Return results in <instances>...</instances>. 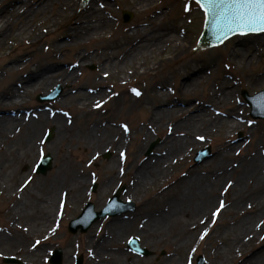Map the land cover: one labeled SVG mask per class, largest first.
I'll list each match as a JSON object with an SVG mask.
<instances>
[{
    "label": "rangeland",
    "instance_id": "374dc122",
    "mask_svg": "<svg viewBox=\"0 0 264 264\" xmlns=\"http://www.w3.org/2000/svg\"><path fill=\"white\" fill-rule=\"evenodd\" d=\"M102 1L107 2V13L105 15L110 22V26L103 31L98 39L83 44L72 46L69 38L66 37L68 27L74 23L71 22L72 17L70 16H65L58 19V21L53 19L51 25L47 22H40L38 19L37 27L43 31L36 41H31V39L24 36L19 38L13 36L12 32L14 33L16 28H11L9 23L7 25L6 29L12 32H10L9 38H5L4 44H2L3 47H0V90L2 92L7 89L10 91L18 86L16 83H20V80L27 78L31 70L27 68L25 71L18 73L13 70L7 71V68L15 63L12 58L20 59V64H26L27 62V64L38 65L43 61L41 64L47 66L51 64L50 66L57 69L56 71L64 70L63 72H67L70 71L69 67H71L72 70H76V73L68 83L61 86L62 94L58 98H65L66 104L60 107L55 104L57 100L48 101L49 116L51 113H61L64 120L63 125L60 126L52 122V114L49 117V125L40 126L37 134L33 137L39 145L35 144L31 152L27 144L24 143L27 139L24 127L20 131H16L15 138L10 141L11 144L8 142L1 144L7 148L12 145L13 154L7 158L4 168L0 169V232H4L8 237V241L0 243V264H11L3 262L4 257H14L19 260L20 264H49V259L55 250L62 251V264H75L78 258H81V264H92L91 252L87 251L88 242L92 238L96 240L101 237L103 231H99V228L103 227L105 221L103 219L98 220L92 225V229L89 228L90 230L88 229L85 232H80V229L75 227V230L70 233L68 225L71 220H75L82 213L87 203L92 204L94 210L102 209L118 187L123 188V192L119 197L120 200L131 201L134 204V210L118 215L119 217L122 215L130 216L132 225L117 241L121 242L124 251H128L132 256L139 257L132 262L133 257L129 256L130 259H127L125 264H143V261L144 264H163L162 262L170 255V248L166 247V242H162L158 237H145L139 229L150 216L166 209L167 204L175 196L176 186L185 179L183 175L191 172L192 167L208 170L210 173H206V179L212 177V180L216 182L214 188L216 192L213 196H210L213 201L208 206V210L212 206L214 208L215 206L216 208L219 207L220 200L225 202L223 212L217 216V221H212V212L208 214L207 220L210 223H206L207 235L204 240L199 239L200 233L196 237L197 243H194L195 240L193 243L191 241L186 247V251H188L186 253L190 255L192 261L197 255H201L205 263L210 264V258H213L212 252L216 250V247L218 245L223 247L232 241L230 240L232 237L226 240L225 237L219 238V234L222 233L224 227L235 226L241 221L242 217L252 213L253 208L248 205H254V201L248 197L249 191L247 192L246 188H242L240 191L241 205L247 206L234 210L230 205L232 203L231 192L233 187L230 188L231 186L228 184L227 187L225 186L228 190L225 191L224 183L214 180V176L221 174V170L234 169L241 172L250 160L257 158L259 160L258 172L264 180V119L254 118V114L246 104L243 96V92H245L247 96L253 98L257 93L264 90V82L255 80L264 77V44L262 41L260 43L256 41L257 35H237L232 36L219 48L197 51L194 46L195 40L201 31L200 21L203 15L193 1L154 0V3H157L156 7L143 11L138 10L137 0ZM17 2L19 0H1V6L15 5ZM77 2L81 5L80 0ZM93 2L97 4V0ZM185 3L189 4L190 11L188 12L183 11ZM79 5L75 4L76 9L79 8ZM53 10L55 11L56 7ZM50 12L51 7L49 8ZM123 12L132 14L127 22L123 21ZM164 29L165 32L168 31L178 36L179 46L157 47L158 49L156 48L150 52L145 51L141 56L138 55L137 58L133 59V62L127 60L124 66L120 64L119 60L122 56H129L126 53L130 44H134L143 37H149L150 34L158 33ZM136 30H138V34L135 33ZM261 36L264 37V33ZM55 42H64L68 45L56 56L55 54L52 55L54 50L51 48ZM153 42L151 39L149 44ZM137 45L138 43L135 47ZM235 50L237 54L233 55L232 52ZM78 54L80 55L76 56ZM243 55H246L243 68H238L239 66L235 60ZM250 57L252 62L248 63ZM229 59L234 61L233 68L227 63ZM225 65H228V67H225ZM105 73L108 74L107 77H105ZM201 76H203L202 80ZM225 76L231 79L229 88H222L223 85H218ZM192 78H197L198 83L200 80L201 82L195 90L184 94L183 91L185 90L180 85L187 84ZM121 81L127 82L123 84ZM131 88L139 90L141 95L139 97L135 96L130 91ZM90 89L93 92L99 91L100 97L87 100L91 96L89 94L91 93ZM214 89L219 94L223 89H234L236 99L232 102L226 100L225 104L220 105L214 103V101L209 102V95ZM52 90H54V87L51 88ZM41 92H44L43 89H39L34 93L21 94V103L24 107H27V110L33 112L38 103H47L36 101V96ZM261 99H264V96H261ZM97 101H105V103L102 107L94 109L93 105ZM158 103H162V105L155 107ZM193 104L196 107H202L206 111L213 112L216 117L226 119L227 115H221V113H224L230 114L234 120H237L241 116L243 118L242 124L229 130H227V127L212 129L209 126L203 130H195L192 132L194 142L189 145L190 148L188 146L185 149L179 148L178 151L172 153L173 155H170L174 159L171 166L165 169L166 176H160L156 182H147L137 192H133L132 188L136 179L135 172L149 164L160 154L164 155L168 144L161 145L169 131L174 130L173 127H175L172 117L158 120L155 111L174 105L186 108ZM240 107L243 109L239 111L238 108ZM57 109L62 111H56ZM152 110H155L153 114ZM65 113L68 115H65ZM179 119L177 125L182 122V119ZM248 121L252 123L249 124ZM123 123L128 126V137L120 127ZM56 127H59V129L56 130ZM50 129H52L54 137L49 141H45L46 132ZM90 130H93V135L99 138L97 139L99 141L105 137L102 136V131L108 132V136L106 135L104 139L125 136V145L120 146L114 143L115 145L107 146V141L101 143L88 142L87 139L82 137ZM178 132H176L178 136L186 134L183 131ZM197 135L205 139L198 140ZM156 140H159L160 143L157 147L156 145L153 147L152 154L146 155L147 148L152 141ZM176 145H179L178 141ZM225 145H231L232 151H227ZM206 146L210 147L212 156L202 163H195L193 158L196 152ZM117 147L124 148L126 154L123 160L120 161V158H118L113 165L109 162V158L117 155L115 152ZM106 151L109 152V157L102 158V154ZM225 152H229L230 157L221 160V156ZM46 154L51 157V169L45 174L33 173L32 166L35 157L38 160L40 156ZM177 155H181V158L178 159ZM94 156L96 157L95 160L92 159ZM89 161H92L91 164H89ZM7 164L8 166H6ZM121 169H123L122 172ZM59 171L86 177V184L80 190L81 197L75 200L77 198L76 191L71 192V195L68 193L64 207L62 209L57 208L58 215L55 216V220H51L41 232L31 235L26 241L23 239L22 234L20 235L17 232L19 228L14 229L13 233H8L6 228L9 221L16 222V220H10V217H13L11 213H13L14 206L17 203L23 205L21 201L25 198L28 199L25 194L33 184H36V182L43 183V179H51ZM27 172L31 173L27 177L30 181L29 187L27 186L26 191L18 192L20 190L17 191L16 188L21 186V180ZM110 174L118 175V177L114 178L110 185H107L111 177ZM237 174L235 173L232 178L235 179ZM227 178L229 179V177ZM91 181L97 182L94 191H92ZM44 183H47V181H44ZM13 193H16L15 197L12 196ZM34 193L37 192L32 191L31 195H34ZM210 197L207 200L211 199ZM28 200L32 201V199ZM118 216H112L110 219ZM261 217L263 225L257 235L255 234L249 244L246 245L245 250L260 249L264 251V239H261V237H264V206L263 210L259 212V217L256 218L255 223ZM25 223L28 224L29 221L25 222L24 220L19 224ZM181 226L180 223L178 227L172 229L169 234L171 239L173 238V230L178 231ZM202 227L204 226L199 227L198 230ZM11 235H14V238ZM166 235L167 233H165ZM242 235L245 236L246 233H242ZM131 238H136L138 245L146 248L150 254L144 256L130 250L128 242ZM37 240H40L41 243L33 248L32 245ZM117 246L113 244L112 248L114 249L108 253L115 252ZM36 249H44L45 252L37 255L34 252ZM243 254L242 251L239 252L237 258L242 257ZM111 257L107 255L104 261L113 262L114 259ZM182 257L184 259L183 255ZM159 260L161 263L157 262Z\"/></svg>",
    "mask_w": 264,
    "mask_h": 264
},
{
    "label": "bare ground",
    "instance_id": "6f19581e",
    "mask_svg": "<svg viewBox=\"0 0 264 264\" xmlns=\"http://www.w3.org/2000/svg\"><path fill=\"white\" fill-rule=\"evenodd\" d=\"M77 1L79 0H31V1L19 0V2L15 3V5L14 4L6 5L5 7H2L1 6L2 3L0 0V47H3L2 44H4L5 38H9L10 32H12L11 30L8 31V29H6L8 23L10 24L11 28L12 27L16 28L15 32L14 33L12 32L13 36H17L18 38L24 36L25 38L31 39V41H36L39 34L43 31L38 29L37 27L38 19L40 20V22H47L49 25H51L53 19L58 21V19H61L65 16L72 17L71 22H74L72 25L68 27L66 32L67 33L66 37L69 38V42L72 43L71 44L72 46L83 44L90 40L98 39L102 35L103 31L110 26V22L107 19V16L105 15V13H107L106 12L107 2L102 0H97V4H95V2H93L94 0H89V1L86 0L84 1L83 4L79 5ZM76 3L79 5L78 9H76L75 7ZM101 3L104 4L103 8L99 7ZM137 5H139L138 10L143 11V10H149L151 9V7L154 8V6L156 7L157 3H154V0H137L136 6ZM50 7H51V12L49 13ZM54 7H56L55 11L53 10ZM126 13L128 15H132L129 12ZM201 23H202V16H201L200 25ZM135 33L138 34V30H136ZM261 35H257L258 38L256 37L257 38L256 41L258 43L262 41L264 44V37H262ZM143 38L135 42L134 44H130L128 46L126 55L129 56L121 57V59L119 60L121 65L124 66L127 60L133 62V59L137 58L138 55L141 56L142 53H144L145 51L150 52L152 50H155L157 47L159 48L168 45H172L173 47L179 46L178 36L173 33H169L168 31L165 32V29L163 31H159L158 33H152V35L150 34L149 37H146L144 39ZM151 39L154 42L149 44ZM137 43L138 45L135 47ZM67 46L68 45H66V43L64 42L53 43L51 47L52 50H54L52 51L53 52L52 55L55 54L56 56L58 53H60V51L63 48ZM232 54L236 55L237 51L235 50L234 52H232ZM79 55L80 54L76 56ZM12 59L15 61V63L9 66L7 68V71L13 70L15 73H18L21 71H25L27 68H30L31 70L30 71L28 70L29 73L27 78L20 80V83H16V85L18 86L14 87L10 91L8 89L5 92H2L0 90V140H1L0 169L4 168L5 163L7 162V158L13 154L12 145L11 146L9 145V147L7 148L5 146L3 147L1 144L2 143L6 144L7 142L11 144L10 141L12 138H15L16 131H20L22 127H24L25 137L27 138L25 139L24 143H26L27 147H29V151L30 152L32 151L35 144L37 146L39 145L36 142L35 138L33 137L37 134V131L40 126L45 127L46 125H49V117L52 114H50L49 116L50 108H48L47 105H48V101H50L49 93L51 91V88L52 87L55 88L56 87L55 85L62 86L68 83L76 73V70H72L71 67H69L70 71L63 72L64 70L56 71L57 69H53L54 67L52 68V66H50L51 64H49L48 66L46 64H41L43 61L38 65H34V64H27V62L26 64H20L21 62L20 59L18 58L17 59L12 58ZM232 59L235 60L234 58ZM233 60L229 59V62H227L230 67L232 66L234 67ZM245 60H246V55L239 56L238 60H235L237 61V65L239 66L238 68H243V62ZM250 62H252L251 57L248 60V63ZM226 77L228 76H225L223 79H221L220 84L218 83V85L221 86L223 85L222 88H229V86H231L230 84L231 79ZM197 78H192L187 82V84L180 85L181 88L185 90L183 91L184 94L190 93L193 90H195L196 86L200 84L203 76L200 77L201 80L199 81V83L197 82L198 81ZM255 80L257 82H264V77ZM125 82L127 81H124L123 84ZM39 89H43L44 92L38 94L39 98L36 101L47 102V103H38V106H36L33 112H31L32 110H27V107H24L23 103H21L20 96L21 94H27L30 92L34 93ZM7 91H9L10 93ZM89 94L91 96H89L87 100L100 97L99 91L91 92ZM209 96L210 97L208 101L209 102L214 101V103L218 105L225 104L226 100H228V102L230 101L232 102L236 99L234 89H226V90L223 89V91H221L220 94L216 92V89H214ZM214 97L216 98L214 99ZM56 100L57 102L55 104H57L60 107L66 104V101H64L65 98L64 99L58 98ZM161 105L162 103H158L155 107H159ZM215 107L217 106L215 105ZM94 109L97 108L94 107ZM238 109L240 111L243 108L240 107ZM59 110L62 111L61 109H57L56 111ZM154 111L152 110V114L154 113ZM259 113L264 115V108L263 110H260ZM53 115L51 116L52 122L60 126L61 124L62 125L64 124V120L63 117L61 116V113H56ZM221 115H227V118L224 119L222 117H216L213 112L206 111L202 107L201 108L196 107L194 104L189 105L186 108H182L181 106L174 105L166 109L156 110L155 111V116L157 117L156 119L158 120L165 119V117L170 116L172 117L173 120L172 122L175 123V127H173L174 130L169 131V133L166 135L167 137L164 138L163 144L161 145L163 146L164 143L168 144L164 155L160 154L157 158L150 161L149 164L147 165L144 164L145 166H143L142 168H140V170L135 172L136 179L134 181L135 185L133 184L134 186L132 188L133 192L134 191L137 192L141 187L147 184V182L148 183L156 182L157 180H159L160 176H164V175L166 176L165 169L168 166H171L174 159V157L171 158L170 155H173L172 153L178 151L177 149L179 148L185 149V147L187 146L189 147V145H191L194 142V139H192L193 136L192 132H194L195 130L197 129L203 130L208 126L211 127L212 129L227 127V130H229L238 127L242 124L241 122L243 118L241 116L238 117L239 119L234 120L230 114L221 113ZM179 118L182 119V122L179 125H177L180 120ZM55 129L57 130L59 129V127H56ZM178 131L179 132L183 131L186 134L184 136H178V134H176V132ZM93 133H94L93 130L87 131L86 135H84L82 138L87 139L88 142L101 143L103 141L105 142L107 141L108 142L107 146L112 144L115 145L114 143H117L120 146L125 145L124 144V140L126 139L125 136H121V137L117 136L115 137V139H111V138L104 139L106 138L108 132L102 131V136L104 135L105 137L101 138L99 141L97 140L99 138L94 136ZM125 134L127 136V134H129V131L126 132ZM198 136L199 135H197V137ZM52 137H54V135L52 134V129H50L49 134H47L45 141L51 140ZM177 141L179 142V145H176ZM159 143H160L159 140L152 141L151 147H149L146 150V153L150 154L152 147L155 145L158 146ZM224 147L227 149V151H232L231 145H225ZM124 150H125L124 148L121 149L120 147L119 148L117 147L115 150L117 155L111 156L109 158V162H111L114 165L117 159L120 158L119 153L122 151L124 152ZM102 155H103L102 158H108L109 152L108 153L104 152V154ZM176 157H179L178 159H180L181 155H177ZM228 157H230L229 152H225L224 154H222L221 160H224ZM149 159H151V157H149ZM38 160H36L35 157V162L32 166L35 169L36 166L38 167L37 169L38 173H42L43 170L48 171L51 169L52 163L49 154L43 156V158L41 159V161L43 160L42 164L41 161ZM258 162L259 160L257 158H253L245 165V167L242 168L241 172H237L234 169L226 170V171L221 170V174H216L214 176L215 178L213 177L214 180L218 182L221 181L222 183H224V188H225V186L226 187L228 186L230 179L235 176V173H238L235 179L232 178L233 182L230 185L231 186L230 188L233 187L231 192L232 203L230 205H232L234 210L245 208L247 206V205L245 206L241 205L242 200L240 198V191L242 188H246L247 192L249 191L248 197L254 201V205H251V208H253L251 211L252 213L242 217L241 221L238 222L235 226L233 225V226L224 227L222 233L219 234V238L225 237L226 240L232 237L230 239L232 241L229 240L230 241L229 244H226L223 247L222 246L219 247V245L216 247V250L212 252L213 258H210V264H264V251H261L260 249L245 250L246 245L249 244L250 240L255 236V234L257 235V233L260 230V227H262L263 225V222H261L262 217L258 219L259 221L257 223H255L257 220L256 218L259 217V212L263 210V206H264V187H263L264 180L261 174L258 172ZM119 163L120 162L118 160V165ZM120 165L122 166L123 163ZM6 166H8V164ZM191 169L192 170L190 173H188L187 175H183L185 176V179H183L179 183V185L176 186L177 188L175 189L176 190L175 196L167 204L166 209L156 215L150 216V218L144 221L143 226L139 229V231H141V234H143V236L145 237H149V238L158 237L161 239L162 242H166L165 243L166 247L170 248L169 250L170 255L166 260L162 262L163 264H206L205 260L200 262L198 258H196L197 256L195 257L194 261H192L191 260L192 258L190 259V255L186 253L188 252L186 251V247L189 243H191V241L193 243L194 240H195L194 243L196 244L197 235L205 232L206 231L205 228H207L205 227L206 223H210L207 220V216L210 212L215 211L216 206L215 208L212 206L210 210H208V206L212 204L211 202L213 200L210 196H213L214 193L216 192L214 190L216 182L212 180V177H207L210 179L208 180L206 179V175L210 173L208 172V170L195 169L193 167ZM33 173L36 174V171L33 170ZM30 174L31 173L27 172L25 177L22 178L20 183L21 186H17L16 188L17 191L20 190L18 192L21 191L23 192L28 189L30 181L27 177ZM110 175L111 177L107 182L108 183L107 185H110L113 182L114 178L118 177V175H112V174ZM227 177H229V179ZM25 181H28L27 185H25ZM44 181H47V183H44ZM91 182L93 183V181ZM96 183L97 182H94L93 184L94 185L93 191L95 189ZM85 184H86V177L84 175L70 174L65 171L64 172L59 171V173H56V175H54L51 179L48 180L43 179V183L36 182V184H33L30 190L26 192L27 194H25V196H27L28 199H32V201L25 198L24 200H28V201L22 200L21 202L23 203V205L17 203L16 206H14L15 208H13V213H11V216L13 217H10V220H14V221L16 220V222L9 221L6 230L8 231V233L11 232L13 233L14 229L19 228L20 231L18 230L17 232L20 233V235L22 234L23 239H25L26 241L27 239H29L31 235L41 232L44 226L47 225L51 220L52 221L55 220L54 219L55 216L57 217L58 215L57 208L60 207L61 201H63V204L66 202L67 200L66 195L68 193L71 195V192L76 191L75 195L77 196V198H75V200L81 197L82 193L80 190H82ZM173 188L175 187L173 186ZM32 191H36L37 193L31 195ZM120 192H123V188L119 187L116 190L115 197L119 195ZM15 195L16 193H13L12 196L15 197ZM115 197H113L112 200H114ZM209 197L211 199L207 200ZM25 203L28 204L29 206L28 205L26 206ZM124 205H126V202L121 200L120 203H115V206L105 205L103 209L104 210L107 209L106 212H109L111 209L115 211ZM222 212L223 210H221V212L218 215H220ZM99 214L100 213L98 212V215ZM118 215L119 214H116V216ZM99 219H103L105 221L103 223V227L99 228V231L100 230L103 231V234L99 239L95 240L92 238L88 242L89 247H87L88 248L87 251L89 253L91 252L90 259L93 261L92 264H125V261L127 259H130L129 256L132 255L129 254L128 251H124L123 247L121 246V242L120 241L118 242L117 240L121 237L122 234H124V232L128 231L129 228L131 227L132 225L131 217L122 215L120 217L118 216L110 219V215H109V217L95 218L90 223L88 229L89 228L92 229V225L95 224V222ZM24 220L25 222L29 221V223L20 225L19 223ZM201 220L204 221L203 224L200 223ZM100 223H102V221H100ZM180 223L182 224L181 228L178 231L173 230V238L171 239V236L169 234L171 233L172 229L178 227ZM258 223H260L259 227H258ZM201 226L204 227L200 229L202 230L200 232L198 228ZM25 228L28 229L27 232L23 231V229ZM165 233H167L166 236ZM242 233H246V235L243 236ZM11 236L13 237L14 235ZM218 240L217 243L219 244ZM2 241L5 242L8 241V237H6L4 232H0L1 244L3 243ZM134 241L138 243L137 240ZM113 244L118 246L115 247L114 250L115 252L110 254L108 252L114 249L112 248ZM139 251L142 252L144 256L150 254V252L146 248H143L140 245H139ZM241 251L244 253L243 256L237 258V254ZM34 252L37 255H40L43 254L45 250L36 249ZM140 252L138 254H140ZM107 255L112 256L111 258L114 259L113 262L104 261L105 260L104 258H106ZM182 255L184 256V259ZM132 257H133L131 259L132 262H134L135 258L136 259L139 258L136 255ZM53 260H54V256H53ZM142 260H146V259H142ZM157 262L161 263L160 260Z\"/></svg>",
    "mask_w": 264,
    "mask_h": 264
},
{
    "label": "snow or ice",
    "instance_id": "6c2138e0",
    "mask_svg": "<svg viewBox=\"0 0 264 264\" xmlns=\"http://www.w3.org/2000/svg\"><path fill=\"white\" fill-rule=\"evenodd\" d=\"M195 3L203 10L206 19L210 24L214 26L216 32L220 33L218 39L221 43L223 39H227L229 34H239V35H248V34H258L264 33V0H195ZM100 8L104 7V4L99 5ZM183 11H190L189 4L185 3ZM228 67V65H225ZM107 77V73L104 74ZM91 91V89H90ZM130 91L137 97L141 95L140 91L136 88H131ZM105 103V101H97L93 107L100 108ZM67 115V113H65ZM251 124V121H248ZM120 127L126 133L129 131L126 124H121ZM198 140H204L205 138L200 136L197 137ZM238 154V153H237ZM120 159L125 158V153L122 151L119 153ZM93 160L96 159L94 156ZM92 161H89L91 164ZM175 163V161H174ZM123 169H121V172ZM95 175V174H93ZM28 181H25L27 185ZM231 181H229V186ZM228 189L225 188V191ZM64 207L63 201H61L60 208ZM225 207V202L220 200L219 207L211 213L213 222L215 218ZM251 207V205H249ZM201 224L204 223L203 220L200 221ZM259 227V225H258ZM23 231L27 232L28 229L25 228ZM207 235V231L200 234L199 239L204 240ZM47 239V237H45ZM264 239V237H261ZM41 243L40 240L35 241L32 245L35 248ZM91 254V253H90Z\"/></svg>",
    "mask_w": 264,
    "mask_h": 264
},
{
    "label": "water",
    "instance_id": "95a60500",
    "mask_svg": "<svg viewBox=\"0 0 264 264\" xmlns=\"http://www.w3.org/2000/svg\"><path fill=\"white\" fill-rule=\"evenodd\" d=\"M87 1H89V0H87ZM107 1H112V0H107ZM208 24H209V22H207ZM215 34H217L218 35V32H216V31H214L213 33H212V36H214ZM44 171V170H43ZM96 217H98V216H96ZM95 219V217H92L87 223H86V225L83 227V230H85L89 225H90V223L93 221ZM57 262H56V264H59V260H60V254L59 253H57Z\"/></svg>",
    "mask_w": 264,
    "mask_h": 264
}]
</instances>
